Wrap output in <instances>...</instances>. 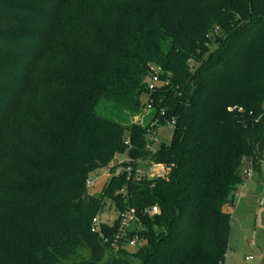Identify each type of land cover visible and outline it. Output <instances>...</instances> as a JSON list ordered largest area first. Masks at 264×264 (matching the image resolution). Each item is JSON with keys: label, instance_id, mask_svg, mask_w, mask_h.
<instances>
[{"label": "trees", "instance_id": "obj_1", "mask_svg": "<svg viewBox=\"0 0 264 264\" xmlns=\"http://www.w3.org/2000/svg\"><path fill=\"white\" fill-rule=\"evenodd\" d=\"M123 153L95 232L89 174ZM245 160L264 162V0H0V264H224Z\"/></svg>", "mask_w": 264, "mask_h": 264}, {"label": "rangeland", "instance_id": "obj_2", "mask_svg": "<svg viewBox=\"0 0 264 264\" xmlns=\"http://www.w3.org/2000/svg\"><path fill=\"white\" fill-rule=\"evenodd\" d=\"M50 60L43 59L37 64L38 68H44ZM34 65V67H35ZM140 113L130 118V123H141L143 115L148 111L145 108L138 109ZM159 142L168 143L173 137V129L170 125L164 124L157 130ZM119 163L129 162L127 153L117 155ZM123 166H125L123 164ZM249 160H245L240 168L241 183L237 186L234 204L226 207V211L231 214L230 234L228 249L224 264H264V162L261 163L259 171L254 170L252 177H248L247 171L252 170ZM137 170L148 178L164 176L166 167L156 165L139 164ZM111 177L109 168H101L89 174L92 186H87L86 194L95 195L102 199L104 208L97 215L98 223L113 224L118 218V211L113 199L110 198L103 186ZM142 242H138L130 250L137 251ZM252 256V259L247 257ZM138 260L135 259V264Z\"/></svg>", "mask_w": 264, "mask_h": 264}, {"label": "built area", "instance_id": "obj_3", "mask_svg": "<svg viewBox=\"0 0 264 264\" xmlns=\"http://www.w3.org/2000/svg\"><path fill=\"white\" fill-rule=\"evenodd\" d=\"M156 75L153 77V80H156ZM154 88V83L152 82L149 86L150 90H153ZM145 109H147L148 112L153 110V105L151 102H147L145 100ZM147 112V113H148ZM172 129L175 126V120H172L169 122ZM157 130H152L150 132H148L147 134V149L151 152H154L158 146L161 144V142H159L158 138H157ZM129 142V140H128ZM120 161H117L116 158H114L107 166V168H109L111 170V176H119L120 174H122L124 172V170H126L129 174H131L132 171V166H123V163H119ZM124 162V161H123ZM140 163H144L145 165H149L147 162L145 163V161H141ZM150 165H156V166H162L164 168V165L162 164H150ZM254 174V170H249L247 171V175L248 177H252ZM136 175L137 177L140 179L141 177L145 176L143 175L141 172H139L138 170H136ZM88 186H92V182L90 180H88L87 182ZM146 212L150 215V216H154L156 214L160 213V210L158 208V206H153L152 208H150L149 210H146ZM136 220L137 217L135 215L134 210H127L121 217L120 219V224H119V233L116 235V240L117 242H122L125 245H129L131 247H134L139 241V237L137 234H134L133 236H130V231L132 230V227L136 224ZM100 224L97 222V219H95L94 221V225H93V231L98 232L100 231ZM110 226L113 224L108 223ZM105 241H107V238L105 239ZM115 248L116 250H118L120 248V245H116L115 244ZM248 259H252V256L247 257Z\"/></svg>", "mask_w": 264, "mask_h": 264}]
</instances>
